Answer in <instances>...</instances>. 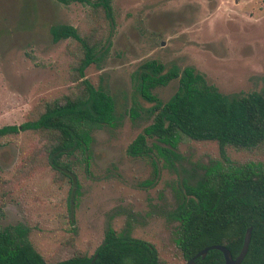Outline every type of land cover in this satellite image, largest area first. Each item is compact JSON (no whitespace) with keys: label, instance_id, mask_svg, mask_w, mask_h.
I'll use <instances>...</instances> for the list:
<instances>
[{"label":"rangeland","instance_id":"374dc122","mask_svg":"<svg viewBox=\"0 0 264 264\" xmlns=\"http://www.w3.org/2000/svg\"><path fill=\"white\" fill-rule=\"evenodd\" d=\"M114 27L86 4L56 0H0V127L20 124L47 100L79 87L74 70L80 50L50 28L70 24L102 48L84 77L114 99L113 119L93 129L89 164L74 161L77 186L58 179L46 159L47 137L25 131L0 139V226L27 227L34 248L50 261L90 255L104 230L126 222L132 236L151 242L170 264H184L176 244L178 182L201 167L223 163L215 141L188 140L178 147L177 168L127 155L129 142L149 123L136 90L135 71L147 59L194 66L223 93L264 89V0H113ZM172 80L152 90L163 100ZM131 108H138L133 117ZM235 164L264 165L262 151L226 147ZM147 181L151 184L146 183Z\"/></svg>","mask_w":264,"mask_h":264},{"label":"trees","instance_id":"16d2710c","mask_svg":"<svg viewBox=\"0 0 264 264\" xmlns=\"http://www.w3.org/2000/svg\"><path fill=\"white\" fill-rule=\"evenodd\" d=\"M56 1L86 4L110 27L115 25L113 0ZM50 33L53 41L70 38L77 42L80 55L74 70L79 87L71 95L45 101L39 112L29 113L22 123L1 126L0 139L25 131L44 135L49 166L58 179H68L76 187L73 159L80 155L89 164L93 129L112 121L114 99L105 86H95L84 77L90 64L101 61L100 45L70 24H55ZM134 77L137 94L149 103L141 106L149 123L129 142L126 153L148 159L152 179L158 177L161 162L163 167L177 168L178 147L188 140L215 141L223 160L178 182L171 217L177 222L176 244L183 259L213 244L227 247L236 257L246 229L252 226L248 251L240 264H264V165L235 164L225 153L228 146L264 153V89L223 93L194 66H167L157 59L142 61ZM172 80L177 86L168 99L152 93ZM139 112L130 109L133 117ZM28 232L21 224L0 226V264H170L151 242L132 236L130 222L120 231L107 225L90 255L78 253L58 261L41 255ZM195 264L225 262L221 251L211 249Z\"/></svg>","mask_w":264,"mask_h":264},{"label":"water","instance_id":"95a60500","mask_svg":"<svg viewBox=\"0 0 264 264\" xmlns=\"http://www.w3.org/2000/svg\"><path fill=\"white\" fill-rule=\"evenodd\" d=\"M251 230H252V226H249L246 229L242 247L239 253L236 255V257L232 256L230 250L227 247L223 245H219V244H213V245L206 246L200 249L199 251H197L192 257H190L189 259H186L184 264H195L197 258L199 257L204 258L207 252L211 249H217L221 251V253L223 254L225 264H240L248 251L249 242L251 238Z\"/></svg>","mask_w":264,"mask_h":264}]
</instances>
